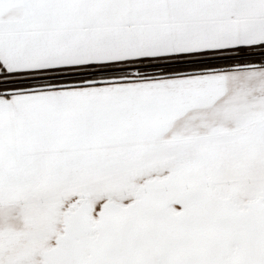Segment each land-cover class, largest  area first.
Returning a JSON list of instances; mask_svg holds the SVG:
<instances>
[{
	"label": "snow or ice",
	"instance_id": "snow-or-ice-1",
	"mask_svg": "<svg viewBox=\"0 0 264 264\" xmlns=\"http://www.w3.org/2000/svg\"><path fill=\"white\" fill-rule=\"evenodd\" d=\"M0 264H264V0H0Z\"/></svg>",
	"mask_w": 264,
	"mask_h": 264
}]
</instances>
